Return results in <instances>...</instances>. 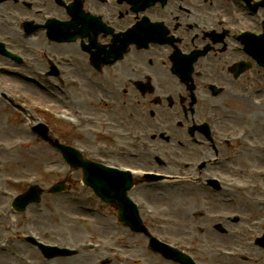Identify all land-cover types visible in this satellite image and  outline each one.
<instances>
[{
	"label": "rangeland",
	"instance_id": "obj_1",
	"mask_svg": "<svg viewBox=\"0 0 264 264\" xmlns=\"http://www.w3.org/2000/svg\"><path fill=\"white\" fill-rule=\"evenodd\" d=\"M15 38L17 39V41H15L17 46H15V48H20L36 59L35 57L37 54L33 51V45L22 41L18 35ZM10 40L12 39L10 38ZM14 44L15 43H13V45ZM77 76L81 78L80 75ZM29 91L32 92L31 90ZM32 95L38 101L48 100V102H54L49 96L44 97L36 95L33 92ZM247 110L248 108L245 111ZM245 111L242 114L243 116L246 113H252L253 120L257 118L255 123L251 122L250 125H246L255 132L262 131L261 133H263L264 123L261 124V122L264 116L257 114L254 110ZM88 113H94L98 118H104L102 109L95 112L88 111ZM258 113H264V108L258 110ZM108 117L111 118L112 121H115L114 114H110ZM10 119L12 118L10 117ZM236 121L239 124L234 126L240 127L242 120ZM243 123L246 122L244 121ZM3 131H5V134H3ZM261 133H258V135ZM63 140L69 141L71 137L66 135ZM0 142L5 146L4 148H0V242H4L5 247V251H0V264H23L21 258L25 257V254L35 261H38L37 264H94L95 260L93 258H100L103 256L101 253L92 256L90 255L92 254L91 252H83L78 257L73 258L74 260L71 262L65 261L64 259L44 260L37 252H33L32 255L27 253L29 248L20 244L21 241L18 239L19 234H17V230H36L47 240L60 241L61 243H66L68 239L71 240L68 232H72L73 237L71 243H76L83 238L92 237L93 240L97 239L106 246L107 244L116 245V247L121 249L124 253L132 256L131 262L118 263L113 260L110 261V264H161V262L159 263L157 261L155 256L151 255L149 252H144V249L147 251V238L144 235L141 236V234L131 233L126 231L127 229L125 228L116 226L115 218L112 215L114 213L112 207L107 206L108 209H104V212L101 213L108 214L109 212L112 218L108 220L100 217L99 215L101 214L94 212L93 207L95 205V199L91 196V192L81 185L79 177L80 171L69 170L60 155L55 154L48 145L43 146V144H40L35 139L30 138L29 135L27 136L22 121L16 128L10 126L6 122L0 121ZM245 160V162L255 161L254 165L250 167L264 168V157H261L259 153L248 155ZM250 167L244 168V175L249 173ZM32 175H36L40 178L44 190L48 189L54 182L62 180L66 175H69L72 178L73 187L80 191L81 197L79 200H73V196L76 195V193H72L68 197L65 194L50 195L44 193L40 204L31 205L29 210L24 214L15 215L11 212L10 201L15 194L24 190L25 187V185L15 186V184L18 183L16 179H22ZM143 190L139 192V197L145 200L159 216L155 219L146 218L144 220V223L148 226V230L152 232L154 230L163 232L166 238L180 237L182 239H189L187 241H190L192 238L189 236V231H191L190 235L193 234L200 238V246H202L205 241H208V243L215 242L217 240L216 237H219L216 236L214 230H209L207 234H200L202 231L200 228L199 230H189L187 226V230L183 226L174 225L173 222L163 223L161 219V217H167L168 219H166V221H173V219H176L174 215L176 207H180L176 213L177 217L186 215L187 224L196 221L201 225L200 227H202L204 222H209L201 217L202 209L199 207V202L207 198L204 193H193L191 195V200H189L187 204H184L183 202L180 203L176 195L172 194L173 191H168L165 188H163V190L165 194L168 195L163 198L164 194L161 199L157 198V200L151 198L157 191ZM233 200L243 202L248 205L251 210L255 212L258 211L257 215L259 216L264 215V209H259V206L256 204L254 209L252 208L253 202L249 196L241 195ZM209 204L212 205L213 208L219 207V205L214 202ZM84 205H88L90 209L87 210ZM187 206H190L189 210L184 209V207ZM213 208L208 211L213 212ZM231 211L232 210H227V212ZM257 215L253 214L247 219L256 218ZM24 216H27L24 221L30 219L31 222L28 224L24 222ZM242 219L243 217H240V220ZM209 223L213 225L214 222ZM224 241L227 242V240ZM125 245L128 248H126ZM242 248L241 251L244 254V258L240 260L241 262L218 259L214 256H208L207 254H203L205 257L202 258L208 262L211 260L212 264H258V262L264 260V256H260L259 251L252 245H245V247Z\"/></svg>",
	"mask_w": 264,
	"mask_h": 264
},
{
	"label": "flooded vegetation",
	"instance_id": "obj_2",
	"mask_svg": "<svg viewBox=\"0 0 264 264\" xmlns=\"http://www.w3.org/2000/svg\"><path fill=\"white\" fill-rule=\"evenodd\" d=\"M66 3H72V8L67 9L66 7H63L56 10H50V12L62 17L65 20L71 19L72 16H74V18H80L82 16V11H84V7L89 11L95 10L97 12H101L104 10L107 11L108 15H114L115 12L114 8L105 9L100 7L95 3V0H68ZM87 4H89V6H87ZM212 6L213 3L208 2V0H167L164 6L154 4L152 7L147 8L143 13L135 14L133 16V21H136L142 15L148 16L152 20L164 21L169 34L178 36V45H180V47L173 46L174 49H172V47L166 46L158 53L135 54L130 62H127L124 65L120 62L115 64L111 72L116 69L117 71H122V75L129 78L135 77L144 79L146 76H149L148 82L151 86V93L153 94L147 97L145 105H151L154 96L176 93L177 98H179V95L181 94L178 93L181 91L177 90V88L185 86L176 76V72H186L187 68L184 67L185 59H181L177 51L180 50V52H188L192 49L201 48L209 43L207 34L214 28L211 25L210 19L213 14ZM106 41L107 40H105V42ZM229 43H232L235 46L238 45L234 39L228 38L225 42L226 46H224V50H222L223 53L226 52L228 47H231ZM220 46L221 45H216L217 48H220ZM239 48L240 46L234 50ZM208 55L209 53L205 55V58H198L195 60L191 66V75L195 76L199 72L204 71L205 80H210L215 82L211 84L224 87L225 77L223 76V72L229 76L228 68L240 59L224 56L217 57L218 59L215 61L212 60L205 63L206 60L210 58ZM208 85H205V90L209 93ZM201 86L204 88V84H201ZM233 86L234 85H232V87ZM89 87L95 89L92 86ZM123 89L129 92L133 90V87L126 86L125 88H122V90ZM224 93H226V90H224ZM211 98L213 97L211 96ZM162 103L166 104L164 101ZM186 103L187 101L185 99L184 104ZM157 106L161 107L162 104ZM174 107L178 109L177 115L180 120L181 117L183 119H187V115L184 113L181 114L182 108L180 107L179 101H177V104L174 103L171 108ZM150 111L151 110L148 111L149 115L154 117L155 114L151 115ZM168 118L171 119V115L168 116ZM170 133L178 143L183 140L181 135H185V131L181 130H171ZM186 133L188 134V132ZM219 133H221V131H219ZM194 135L199 140V143L195 145L196 149H193V144L189 136V147L185 149L187 152L184 153L185 155L190 156V160H196V158L201 155H198L199 152L197 146H202L205 143L203 137L199 133H194ZM225 147V149L221 150L222 154H220V156L225 159L221 165L223 169H226L229 164H234L240 157V153L236 152L234 148L230 147V145H226ZM204 162L206 161L204 160Z\"/></svg>",
	"mask_w": 264,
	"mask_h": 264
},
{
	"label": "water",
	"instance_id": "obj_3",
	"mask_svg": "<svg viewBox=\"0 0 264 264\" xmlns=\"http://www.w3.org/2000/svg\"><path fill=\"white\" fill-rule=\"evenodd\" d=\"M66 158L68 159V157H66ZM80 164L82 165V167H85L84 164H82V163H80ZM84 174H85V176L88 175V173H87L86 170L84 171ZM84 179H85V178H84ZM101 188H104L105 190L107 189V187H106L105 184H103V183H99L98 185L95 186V189L97 190V192H98V189H101ZM99 191H100V193H103V194L108 195L107 197L110 196V194L107 193V192H110L109 190H106V191H107L106 193H105V192H102L101 190H99ZM122 201H123V199L120 200V203H121ZM119 214H120V213H119Z\"/></svg>",
	"mask_w": 264,
	"mask_h": 264
}]
</instances>
